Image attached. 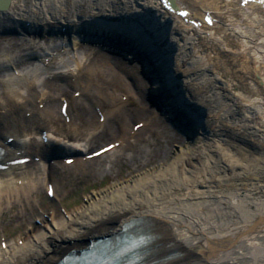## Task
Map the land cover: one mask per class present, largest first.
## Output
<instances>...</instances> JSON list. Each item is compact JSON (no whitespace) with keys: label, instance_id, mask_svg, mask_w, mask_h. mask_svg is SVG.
<instances>
[{"label":"bare ground","instance_id":"obj_1","mask_svg":"<svg viewBox=\"0 0 264 264\" xmlns=\"http://www.w3.org/2000/svg\"><path fill=\"white\" fill-rule=\"evenodd\" d=\"M184 11L189 20L180 16ZM82 33L95 37L98 41L88 42L102 50L141 64L151 85L148 96H155L151 107L186 126L189 145L160 167L90 198L69 217L57 220L53 211L52 224L37 236L0 248V264H61L69 256L79 260L75 264H126L122 254L128 244L117 247L125 234L149 243L138 248L141 264H264V0H13L0 12V35L27 39L25 49L33 51L31 59L45 73L51 72L45 69L55 51L48 55L31 36L61 35L56 37L71 53ZM3 58L8 76L0 92V144L6 150L0 164L21 168L23 158L48 161L64 152H74L65 161H81L78 155L93 147L89 127L102 132L105 124L89 121L83 129L70 123L71 133L50 128L53 112L43 107L35 83H18L24 74L14 55ZM76 61L56 74L86 94L79 75L85 62ZM98 73L90 67L91 85L99 81ZM98 97L93 99L104 104ZM66 102L61 99V108ZM100 113L105 120L115 115ZM88 131L91 141L82 142ZM204 138L213 152L207 162ZM112 143L113 149L134 145L124 130ZM224 145L239 147L241 156L231 153L225 159ZM24 176L26 187L0 177V197L2 190L8 195L23 187L33 191L42 179ZM45 179L54 180L51 170ZM220 200H228L226 210H215ZM234 200L247 208L238 209ZM109 239L113 246L106 249ZM102 240L84 259L83 251Z\"/></svg>","mask_w":264,"mask_h":264},{"label":"rangeland","instance_id":"obj_2","mask_svg":"<svg viewBox=\"0 0 264 264\" xmlns=\"http://www.w3.org/2000/svg\"><path fill=\"white\" fill-rule=\"evenodd\" d=\"M56 36L54 34L31 36L34 42L37 41L40 46L46 48L48 55L52 53L51 50L55 51L56 56L54 60H51L53 61L51 66L45 69L51 72L45 73L42 68H38L39 61L31 59L30 52L33 51L28 52L25 49L27 39L23 42L18 35H0V92L3 91L2 80L7 79L8 76L7 61L3 56L14 55L16 67L24 74L23 79L17 80L18 83L26 86L34 82L41 95L39 98L43 100V107L47 106L53 112V117L48 120L50 128L59 129L62 133H71L70 123L85 129L87 128L84 126L85 123L90 121L93 126L97 123L105 124L101 128L105 130L100 132V129L94 130L92 128L95 127H89L91 135H95L92 140L93 147L78 155L81 158L79 162L69 164L64 157L48 162L36 157L24 162V167L0 170L2 179L12 178L20 186H25L24 175L29 173L35 176L38 174L42 178L33 191L25 189L26 186L9 195L4 190L1 191L0 248L3 249L37 236L39 230L46 229L48 224H52L53 211L57 220L69 217L83 208L90 198L102 196L116 187L123 186L178 156L181 149L188 146L190 141L188 134L170 123L156 107H151L148 99L151 85L143 75L138 61L124 59L122 56L102 50L95 44L80 40L73 46L71 53H65L64 43ZM77 59H83L85 62L81 66L79 75L84 85H87L86 94L76 90L80 87L69 85L67 78L56 74L67 67V64L72 67L77 65ZM90 67L97 68L99 71L97 75L99 81H96L95 85H91L92 81L88 75ZM37 75L42 77L38 76L37 79ZM101 92L104 98L98 97ZM94 96L98 97L97 99L100 98L104 104H98L96 98L93 99ZM64 97L70 104L71 121H67L61 112V99ZM97 108L103 112L110 110L115 115L105 120L104 116L100 117L101 110ZM123 130L127 133L128 141L134 145L112 148L104 156L87 157L86 153L112 143L116 135ZM88 133L89 131L81 135L84 139L82 142L91 141ZM206 141L208 139L204 138L203 143ZM231 146L224 145L220 148V154L225 159L230 157L231 153L241 156L238 152L239 147ZM201 149L209 155V158L207 156L205 158L207 162L213 155V152H210V144H204ZM214 157L218 159L216 155ZM50 164L51 169L48 167ZM50 170L53 172L54 180L48 182L45 178ZM48 184L55 187L57 200L49 195ZM242 201L234 200L238 209L247 205L246 202L244 205ZM228 205V200H220L215 210H226ZM239 222L240 220L235 223L237 227ZM254 251L257 254V251Z\"/></svg>","mask_w":264,"mask_h":264},{"label":"water","instance_id":"obj_3","mask_svg":"<svg viewBox=\"0 0 264 264\" xmlns=\"http://www.w3.org/2000/svg\"><path fill=\"white\" fill-rule=\"evenodd\" d=\"M12 1L13 0H0V12H6L8 11V9L10 8L11 4H12ZM84 28L82 29H79L78 32H81L83 31ZM86 30V29H85ZM88 30V29H87ZM90 30V29H89ZM64 31V30H63ZM85 32V31H84ZM91 31H89L90 33ZM87 34H80L82 40H87V41H98L95 37L94 38H91V37H87L86 36ZM95 43V42H94ZM175 125L180 128L181 130H183L186 134H188V130H187V127L184 126L183 124L180 125V123H177L175 122Z\"/></svg>","mask_w":264,"mask_h":264},{"label":"snow or ice","instance_id":"obj_4","mask_svg":"<svg viewBox=\"0 0 264 264\" xmlns=\"http://www.w3.org/2000/svg\"><path fill=\"white\" fill-rule=\"evenodd\" d=\"M183 15H186V14H184V13H182Z\"/></svg>","mask_w":264,"mask_h":264}]
</instances>
